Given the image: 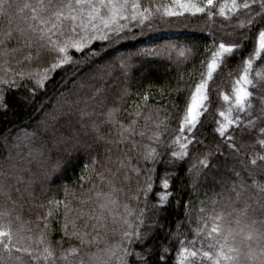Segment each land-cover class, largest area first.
Returning <instances> with one entry per match:
<instances>
[{
    "label": "snow or ice",
    "instance_id": "6c2138e0",
    "mask_svg": "<svg viewBox=\"0 0 264 264\" xmlns=\"http://www.w3.org/2000/svg\"><path fill=\"white\" fill-rule=\"evenodd\" d=\"M228 13L234 14L231 20L227 16ZM154 14H159L160 20L183 17L185 14L192 16L205 14L209 19L220 16L225 18L220 28L232 29L231 33H226V39L217 41L214 38L211 48L206 49L209 55L201 61L205 70L199 73L192 84L186 85L189 95L184 99L183 106L175 101L171 105L179 109L183 115L179 118L178 131L173 129L172 146L178 150L171 151V158L174 159L163 161L165 164H174L176 160L183 161L189 155L190 147L203 143L197 139L196 131L203 126L204 117L212 111V106L216 102V93L212 88V83H215L214 76L226 69L227 62L238 53H243L254 40V48L247 58H242L243 71L235 79L231 94L219 93L223 101L228 102V109L218 112L221 120H213L216 124L213 129L214 134L225 139L227 147L235 149V155L238 156L240 149H236L234 138L228 136V130L230 128L235 130L239 126L242 133H251L255 131L258 120L264 122V73L259 71L255 73V76L260 78L258 85L249 78L253 60L257 57L264 59L262 56L264 0H219L218 8L217 0H170L169 3L160 5L149 3L148 6H144L141 0H0V17L5 21L4 26L0 27V58L8 57L20 67L18 72H12L11 68L6 71L12 72L21 81L36 77L35 86L42 87L44 81L49 78L48 73L72 61L70 50L96 56L97 53L91 48L94 42L113 44L125 38V34L137 25L151 29ZM13 41L15 46L8 48L7 45ZM180 54L184 55L183 52ZM49 59L52 62L42 72L33 73L23 68L24 65L30 67L33 63ZM4 62L7 64L9 60ZM93 80L99 83L103 81V76H94ZM0 83L6 85L8 89L18 88L15 79L11 81L4 79ZM85 88L89 89L87 95L82 96L80 91H77L70 93L64 100L65 112L62 116L66 117L68 135L58 137L60 144H78L80 132L88 127L99 132L100 126L92 120L95 111L93 106L101 109V114L105 117L102 123L106 124L113 123L115 114L120 111L117 107H109V104H115V101L110 100L108 90L104 87H98L96 84L80 85L81 90ZM181 91L184 89H176L178 94ZM256 93L259 95L256 96ZM5 95L6 92H0V97ZM250 98H257L260 101V108L258 116L247 118L251 115ZM147 99L145 93L144 100ZM0 107L7 110L3 99H0ZM90 108H93V111H89ZM105 108L106 112L103 111ZM241 113L245 114L244 118L241 117ZM141 115L139 110L131 114L135 117ZM165 115L167 117L169 114L166 112ZM143 119L145 121L143 125H140L136 119H130L128 126L120 124L117 132L120 139L106 141L109 144L126 145L122 150V158L114 161L118 163L117 172L113 173L111 169L104 170L110 173L111 178L116 177L122 170L124 181L130 179L129 172L136 173L137 177L141 174L144 176L143 185L138 186L135 194L129 196L130 200L135 201L136 206L133 207L129 203L121 204L116 198V193L124 192L125 189H117L113 180L106 178L104 171L94 172L93 174L111 189L108 192H93V195L103 202L91 209L87 219H84L83 209L79 215L69 219L71 213L69 203L48 201L49 211L37 218L38 223L44 224V229L39 230L40 235L34 240V245L41 247H17L12 243L11 215L8 212L0 213V218L9 221L7 231L0 228V264H24L18 253L27 254L28 264H56L57 261L61 264H129L130 260H134L135 264H264V185L257 186L259 191L253 200L252 193L248 191L251 186L235 169H233L236 177L234 181L227 186L223 180L219 182L221 193H214L211 198L205 193L204 201L189 199L183 202L185 207L183 225L178 224L175 232L170 228L166 237L169 242L171 239L178 242L175 249L164 244L157 245L155 241L153 244H148L154 236L155 228L163 227L159 225L158 216H151L149 213L167 208L174 193L169 191L170 174L162 176L160 187L163 193H157V203L152 205L151 209L148 208L147 197L154 187L152 176L154 167L147 165H158L161 162L159 157L164 155L157 151V147L152 146V142H156L157 146H163L161 137L168 131V122L160 121L153 129L149 126L151 117L144 115ZM78 124L80 131L77 130ZM138 128L142 130L138 132ZM259 134L264 135V128L259 129ZM146 135L149 141L147 145L143 143ZM137 136L140 137L139 140L136 139ZM97 138L103 139V137ZM45 143L41 141L39 147H34L29 140L27 152L23 154L17 152L19 161L31 165L43 156ZM259 144L264 145V139H261ZM13 146L17 149L20 147L18 143ZM244 147L242 144L241 148ZM108 151L110 154L111 149L109 148ZM109 160L111 161V155ZM133 160L136 164L132 163ZM198 162L201 165L209 163L207 158ZM95 163L96 160L93 159V164ZM239 163L248 176L264 173V155H257L250 161L241 160ZM141 164L145 167H140ZM21 173H30V168H25L24 164L14 161L11 154L0 156V196L6 202H11L13 192L18 195L30 194L31 186L37 182L35 175L29 174L28 182L25 184ZM137 183L139 185L140 181L137 180ZM255 183L253 181V184ZM18 185H23V191ZM192 187L193 194L198 195L195 182ZM95 188L96 185H93V189ZM141 193L144 195V207L139 206ZM220 200H225L230 211L225 212L223 209L217 211L216 206ZM249 201L253 202L249 203ZM85 202L80 201L81 204ZM176 203L179 204L180 201L177 200ZM196 203L206 206L195 209L193 205ZM61 204H63L64 235L61 240L55 242L56 245H60L58 251L48 237L51 235V220L61 216ZM117 209L119 211H116ZM97 211L99 214H96ZM193 211L197 212L195 219L192 218ZM82 219L84 222L80 224L79 221ZM109 219L113 225L111 229L108 226ZM193 224L195 228L191 227ZM185 225L192 232V240L187 239V233L179 230ZM117 226L123 229L119 233L116 231ZM109 232L112 236L118 234L119 242L109 243ZM238 237H240L239 241ZM5 238L8 242H4ZM65 238L75 239L78 244L65 249L63 248ZM197 240L200 242V247H196ZM134 245H139V251L133 247ZM205 247L208 250H202ZM93 248L95 251H91ZM77 257L79 259H76Z\"/></svg>",
    "mask_w": 264,
    "mask_h": 264
},
{
    "label": "trees",
    "instance_id": "16d2710c",
    "mask_svg": "<svg viewBox=\"0 0 264 264\" xmlns=\"http://www.w3.org/2000/svg\"><path fill=\"white\" fill-rule=\"evenodd\" d=\"M144 6L149 3L160 5L169 3L170 0H141ZM219 0H217V8ZM151 29L147 27L141 28L139 25L133 27L130 32L125 34V38L113 43L106 44L104 42H94L91 46L97 55L89 56L87 52L76 53L70 50L72 61L48 73V79L44 81L42 87L35 86L33 77L21 81L15 77L12 72L20 71V67L16 66L8 57L0 58V81L15 79L18 88L8 89L6 85L0 83V92H6V95L0 97L7 106V110L0 107V156L12 155L14 161L24 164L25 168H30V173H21L25 184L28 182L29 174H34L36 183L31 186L30 194L18 195L12 193L11 202H6L0 196V213L8 212L11 215V231L12 243L17 247H41L34 245V240L40 235V231L44 229V224L38 223L37 218L45 215L49 211L48 201H63L69 203L71 213L69 219L75 215H79L81 209L84 212V219H87L91 209L96 204L103 202L98 200L94 195V191L108 192L110 187L101 182L94 175V172H101L111 169L116 173L118 163L117 158H122V150L125 144H109L106 141H115L120 139L117 135L119 125L128 126L130 119L138 120L140 125L145 123L143 116L151 117L149 126L153 129L156 123L167 120L168 131L161 137L163 146H157L156 142H152L153 147H157V151L164 153L159 157L161 161L154 167L153 191L148 194L147 205L151 209L152 205L157 203L156 194L163 193L160 187L162 176L168 175L171 180L170 192L174 193L168 202L167 208L158 209L157 212H150L151 216H158L159 225L156 227L154 236L148 241V244L157 245L164 244L166 247L175 249L177 241L175 239H166L171 228L173 232L177 231V225H183L185 219L184 201L192 199L194 201L206 200L205 193L209 198L214 193H221L220 181L230 184L236 179L233 169L241 173V178L251 187L248 191L252 193L253 200L259 191L258 185H264V173H258L248 176L241 169L240 161L255 158L257 155H264V145H260L259 141L264 139V135L259 134V129L264 128V122L257 121L255 131L251 133H242L239 126L233 130H228V136L234 138L236 149H240V154L235 155V149L227 147L226 140L218 134H214L213 129L216 124L214 119L221 120L218 112L226 111L228 102L223 101L219 93L231 94L232 86L239 73L243 71L242 58H247L254 48V40L244 49L243 53H238L235 57L227 62L228 67L221 71L219 75L214 76L215 83L212 88L216 93V102L212 106V111L204 117L203 126L196 131L197 139L202 144L194 145L189 148V155L181 160H176L174 164H165L163 161L174 159L171 158V151L178 150L172 146L174 139L173 129L178 131L179 118L183 113L171 107L173 102L183 106L184 99L189 95L186 85L192 84L198 77L199 73L205 70L201 61H204L209 53L206 49H210L212 41L226 39V33H231L232 29L222 30L221 23L224 17L216 16L209 19L205 14H197L192 16L185 14L183 17L159 19V14H154ZM234 14L228 13L227 16L231 20ZM147 23V22H146ZM5 21L0 17V27H3ZM15 42H10L7 47L12 48ZM145 49L149 51H144ZM183 52L182 56L180 53ZM231 55V54H226ZM264 56V53H262ZM123 58V60L121 59ZM9 60L6 64L4 61ZM52 61L43 60L39 63H33L30 67L24 65L25 71L42 72ZM107 66V67H106ZM11 68L12 72L6 71ZM259 71L264 73V59L257 57L253 60V68L249 71V78L253 79L254 84L259 83L260 78L255 76ZM231 73V75H229ZM103 76V81L97 83L93 77ZM82 84H96L98 87H104L108 90L111 101L115 104H109V107H117L120 109L115 114V121L111 124L102 123L105 119L101 114L99 107L93 106L95 111L92 120L100 126L97 133L91 127L80 132V142L74 145H63L58 143L60 135H68L66 117L62 116L65 112L64 100L70 93L80 91L82 96L87 95L89 89H80ZM184 89L179 94L176 89ZM251 88V86H250ZM218 89V91H216ZM34 93V94H32ZM147 93L148 99L144 100ZM259 93H256L258 96ZM27 99H24V98ZM252 105L251 115L247 118L258 116L260 101L257 98H250ZM159 109V111H157ZM141 111V117L131 116L135 111ZM89 111H93L90 108ZM104 112L107 111L105 108ZM169 115L166 117L165 113ZM242 118L244 113L240 114ZM87 119V117H85ZM153 121L155 123H153ZM80 131V125H77ZM138 128L137 131H141ZM151 133H148L150 135ZM127 135V133H125ZM97 137H103L98 139ZM140 139L139 136L136 137ZM29 140L32 141L34 147H39L41 141L46 143L43 145V156L31 165L19 161L17 152L26 153L28 150ZM19 144V149L13 145ZM143 143H149L147 135L143 139ZM244 148H241V145ZM207 146V147H206ZM111 149L109 154L108 149ZM213 153L212 155H207ZM111 155V161L109 160ZM207 158L208 164L201 165L199 160ZM93 159L96 163L93 164ZM136 164V161H132ZM140 167H145L141 164ZM106 178H111L109 172L104 171ZM124 171L117 173V176L111 178L117 189L123 188L124 192H117L116 198L120 203H129L135 207V201L130 200L129 196L135 194L138 186L143 185L144 176L141 174L137 177L136 173L129 172V180L124 181L122 177ZM83 177V180H81ZM215 177V179H213ZM137 180L140 181L138 185ZM253 181L256 183L253 184ZM193 182L196 185V192L193 194ZM93 185L96 188L93 189ZM23 191V185H18ZM227 193L225 192V196ZM34 197V198H33ZM92 197V199H88ZM140 207H144V195L141 193ZM219 199V197H217ZM86 201L81 204L80 201ZM180 203L177 204L176 201ZM253 201H249L252 203ZM43 205V207H41ZM205 204L196 203L193 205L195 209L205 207ZM211 207L210 204H207ZM217 211H230L229 205L225 200H220L216 206ZM116 211H119L117 209ZM96 214H99L97 211ZM196 211L192 212V218L195 219ZM84 219L79 221L83 224ZM59 221V222H58ZM7 219L0 218V228L7 231ZM63 204H61V216L51 220V235L48 239L59 251L60 245H56V241L61 240L64 235L62 226ZM109 229L113 227L111 220H108ZM195 228V224L191 226ZM210 228V225L208 226ZM123 229L116 227L117 233ZM181 232L187 233V239L192 240L193 235L188 226H182ZM71 231V229H69ZM184 237L182 236L181 239ZM109 243H117L120 236L111 235L109 232ZM240 237L237 238L239 241ZM4 242H8L4 239ZM78 242L75 239H64L63 248L76 246ZM139 251V245L133 246ZM196 247H200L197 240ZM202 250H208L206 247ZM15 251V250H14ZM89 251V249H85ZM95 251V249H91ZM22 257L24 264H28L27 254L18 253ZM71 259V257H69ZM76 259H79L77 257ZM154 259V257H153ZM56 264H61L57 261ZM129 264H135L134 260H130Z\"/></svg>",
    "mask_w": 264,
    "mask_h": 264
},
{
    "label": "rangeland",
    "instance_id": "374dc122",
    "mask_svg": "<svg viewBox=\"0 0 264 264\" xmlns=\"http://www.w3.org/2000/svg\"><path fill=\"white\" fill-rule=\"evenodd\" d=\"M229 105L227 106V109H228Z\"/></svg>",
    "mask_w": 264,
    "mask_h": 264
}]
</instances>
